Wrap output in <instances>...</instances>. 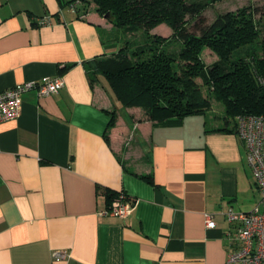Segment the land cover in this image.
Segmentation results:
<instances>
[{"label": "crops", "instance_id": "0c3cea01", "mask_svg": "<svg viewBox=\"0 0 264 264\" xmlns=\"http://www.w3.org/2000/svg\"><path fill=\"white\" fill-rule=\"evenodd\" d=\"M73 1L0 0V93L63 81L0 122V264H225L226 211L259 201L236 121L163 125L122 107L84 66L116 54L118 32L104 39L95 5ZM119 194L127 215L103 214Z\"/></svg>", "mask_w": 264, "mask_h": 264}, {"label": "trees", "instance_id": "16d2710c", "mask_svg": "<svg viewBox=\"0 0 264 264\" xmlns=\"http://www.w3.org/2000/svg\"><path fill=\"white\" fill-rule=\"evenodd\" d=\"M80 1L92 2L124 36L116 54L84 65L91 81L104 78L122 107L141 108L156 124H177L210 109L203 86L222 104L227 123L264 115V6L224 13L208 25L199 5L186 0ZM162 23L170 36L151 33ZM204 46L219 57L208 66L200 57Z\"/></svg>", "mask_w": 264, "mask_h": 264}, {"label": "built area", "instance_id": "2783aa9c", "mask_svg": "<svg viewBox=\"0 0 264 264\" xmlns=\"http://www.w3.org/2000/svg\"><path fill=\"white\" fill-rule=\"evenodd\" d=\"M77 1L72 3L75 7ZM44 24L49 21L44 20ZM63 86L61 78H43L40 81H26L0 93V122L19 116L21 95L35 89L38 96L57 93ZM236 133L245 145L246 163L251 171L253 183L259 193V201L248 212H235L228 209L225 218L229 224L224 239L227 241L225 264H264V115H248L236 118ZM130 202L119 194L110 202L103 214L124 218ZM205 227L214 228L210 215H205ZM55 260L67 257L64 251L53 252Z\"/></svg>", "mask_w": 264, "mask_h": 264}, {"label": "rangeland", "instance_id": "374dc122", "mask_svg": "<svg viewBox=\"0 0 264 264\" xmlns=\"http://www.w3.org/2000/svg\"><path fill=\"white\" fill-rule=\"evenodd\" d=\"M188 3H195L199 5L200 7V12L202 14L201 20L204 24H211L217 16L222 15L224 13L228 12H237L247 6H255L258 8H261L264 6V0H186ZM108 25H106L108 29L104 32V39L112 40V36L114 33L117 31L119 35V39H123V35L120 30L116 29L115 26L112 24L111 19L108 18V16H101ZM189 26H190V31L198 33L197 27H194V20L189 18ZM151 33H155L161 36H170L171 35V30L170 28L162 23L155 28L151 30ZM172 48H177L175 44L172 45ZM201 60L204 63V65H211L214 63L216 60H218V56L213 51L212 49L208 47H202L201 49V54H200ZM200 83V81L198 80ZM106 84V83H105ZM106 86V85H105ZM108 92L109 89L106 86ZM203 94L209 99L210 101V109L206 111V114H210L209 116L213 118V120L221 121L220 118L224 116V111L222 104L216 100V98L211 95L207 94V88L201 86ZM133 108H138V107H133ZM141 109V108H140ZM115 113V111H113Z\"/></svg>", "mask_w": 264, "mask_h": 264}]
</instances>
